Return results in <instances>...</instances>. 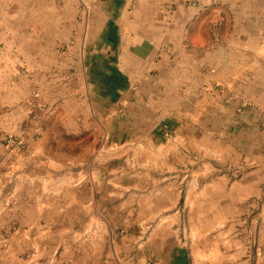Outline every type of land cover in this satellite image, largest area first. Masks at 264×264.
<instances>
[{
  "label": "crops",
  "instance_id": "obj_1",
  "mask_svg": "<svg viewBox=\"0 0 264 264\" xmlns=\"http://www.w3.org/2000/svg\"><path fill=\"white\" fill-rule=\"evenodd\" d=\"M241 99L262 135L248 165L232 181L151 187L162 233L125 246L110 239L109 252L90 240L82 264H264V0H0V129L27 144L2 164L34 185L19 197L47 190L42 171L65 170L58 179L89 195L91 224H101L103 149L149 156L173 139L193 145L179 134L203 127L204 115L219 129Z\"/></svg>",
  "mask_w": 264,
  "mask_h": 264
},
{
  "label": "rangeland",
  "instance_id": "obj_2",
  "mask_svg": "<svg viewBox=\"0 0 264 264\" xmlns=\"http://www.w3.org/2000/svg\"><path fill=\"white\" fill-rule=\"evenodd\" d=\"M228 102L227 96L220 100V104ZM250 106L248 99H241L234 118L220 114L219 129H210L214 115L211 119L204 115L203 127L196 125V129L179 134L180 137H186V134L195 136L192 137L195 144H190L189 139H173L170 147L160 152L163 154L154 152L148 156L141 147L108 145L103 149L99 167L106 180L101 224H91V218L98 215L83 201L89 195L82 192L74 195L70 186L73 181L58 179L66 173L65 170L42 171L43 188L47 190L36 195L24 192L19 197L20 187L29 191L34 185L19 180L16 172L8 174L2 157L4 152L25 151L27 144L23 138V148L8 149L2 135L23 136L0 129V148L3 150L0 152V264H82L89 241L94 240L98 246V237H101V245L105 241L108 252L113 238L122 246L130 237L140 242L152 240L154 233H162V227L155 225L152 217L151 187L169 180L171 184L192 188L211 177L232 181L248 165L244 157L259 152L262 138L259 118L247 115ZM244 111L247 114L243 115ZM232 121L234 126L230 128ZM248 122L250 128H247ZM162 171L169 172L170 178L154 177ZM19 198L26 203L16 204ZM178 200V195H171L172 203L183 202V199ZM106 259V264H116L114 257Z\"/></svg>",
  "mask_w": 264,
  "mask_h": 264
},
{
  "label": "built area",
  "instance_id": "obj_3",
  "mask_svg": "<svg viewBox=\"0 0 264 264\" xmlns=\"http://www.w3.org/2000/svg\"><path fill=\"white\" fill-rule=\"evenodd\" d=\"M35 114H31L30 118H34ZM1 139L5 142L8 149H21L24 146L23 137L14 136L11 134L2 135Z\"/></svg>",
  "mask_w": 264,
  "mask_h": 264
}]
</instances>
